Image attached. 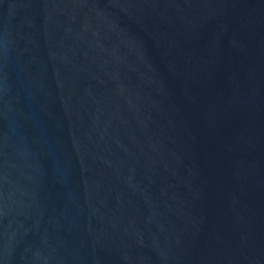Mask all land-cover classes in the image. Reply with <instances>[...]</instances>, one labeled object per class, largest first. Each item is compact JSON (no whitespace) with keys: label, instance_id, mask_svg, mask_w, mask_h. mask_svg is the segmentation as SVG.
<instances>
[{"label":"water","instance_id":"1","mask_svg":"<svg viewBox=\"0 0 264 264\" xmlns=\"http://www.w3.org/2000/svg\"><path fill=\"white\" fill-rule=\"evenodd\" d=\"M0 264H264V0H0Z\"/></svg>","mask_w":264,"mask_h":264}]
</instances>
